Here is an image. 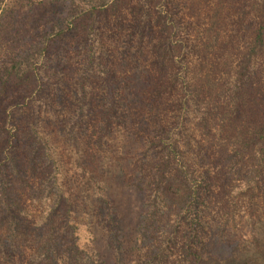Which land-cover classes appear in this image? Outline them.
<instances>
[{"label": "rangeland", "instance_id": "374dc122", "mask_svg": "<svg viewBox=\"0 0 264 264\" xmlns=\"http://www.w3.org/2000/svg\"><path fill=\"white\" fill-rule=\"evenodd\" d=\"M259 28L264 0H0V264H264Z\"/></svg>", "mask_w": 264, "mask_h": 264}, {"label": "trees", "instance_id": "16d2710c", "mask_svg": "<svg viewBox=\"0 0 264 264\" xmlns=\"http://www.w3.org/2000/svg\"><path fill=\"white\" fill-rule=\"evenodd\" d=\"M256 41H259V42H262L264 43V38H263V34H262V28H259L257 30V33H256ZM32 64V62L30 61L29 57L28 58H25L24 60H19L17 62H15L14 64H12L10 66V70L14 71L15 73L19 74L20 75V71L23 67H25V70L28 69V67ZM24 69L21 70V72H24L25 71ZM207 82H209V80H207ZM257 130L256 129V126H253V132ZM262 130H259L258 132V136H259V139H263V145H264V136H263V133L261 132ZM252 132V133H253Z\"/></svg>", "mask_w": 264, "mask_h": 264}]
</instances>
